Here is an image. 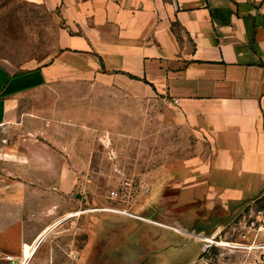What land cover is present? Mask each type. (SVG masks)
I'll return each mask as SVG.
<instances>
[{
	"label": "crops",
	"instance_id": "0c3cea01",
	"mask_svg": "<svg viewBox=\"0 0 264 264\" xmlns=\"http://www.w3.org/2000/svg\"><path fill=\"white\" fill-rule=\"evenodd\" d=\"M30 1L53 17L51 46L34 64L0 62V264H90L88 196L70 200L58 172L92 170L106 139L153 141L155 122L195 151L151 185L157 210L134 215L163 223L149 229L153 264L179 246L174 234L216 236L264 197V0ZM104 218L99 249L121 250L136 233Z\"/></svg>",
	"mask_w": 264,
	"mask_h": 264
},
{
	"label": "rangeland",
	"instance_id": "374dc122",
	"mask_svg": "<svg viewBox=\"0 0 264 264\" xmlns=\"http://www.w3.org/2000/svg\"><path fill=\"white\" fill-rule=\"evenodd\" d=\"M52 18L48 8L30 0H0V62L7 60L18 64H34L35 57L40 59L44 52L50 50L49 26ZM161 132V123L155 122L153 141L145 137L106 139L93 156L92 170L58 172L59 180L74 184L71 192L67 193L70 200L75 199L76 195L88 196L84 198L83 205L84 211L90 212L93 222L90 264L154 263L155 252L149 241V229L162 225L136 219L134 215L145 213L151 216L157 210L155 207L152 208L154 210L146 211L147 192L151 185L168 174H176L179 166L191 159L195 151L194 143L185 135L170 132L167 140L163 139ZM81 205L80 202L75 203L74 207L81 209ZM263 206L264 197L244 205L238 213L223 220V226L216 236L203 235L209 236L207 240L212 242L211 245H207L205 237L201 238L200 235L180 236L162 228L179 239V246L167 249L163 261L171 264L174 258L179 264H264V218L257 215V210ZM98 208L104 211H94ZM81 212L83 210L68 212L65 219ZM98 214L105 217L103 224L108 231L132 227L137 235L132 240H128L130 236L123 237L128 244H124L121 250L111 251L110 246L108 250H100L93 230L94 218ZM70 222L71 219H67L58 224L51 236L54 238L60 234L56 233L57 229L66 227ZM72 226H78L77 217L73 218ZM73 237L75 247H81L80 235L76 239L75 235ZM65 245L62 240L55 244V254L59 259H62Z\"/></svg>",
	"mask_w": 264,
	"mask_h": 264
},
{
	"label": "built area",
	"instance_id": "2783aa9c",
	"mask_svg": "<svg viewBox=\"0 0 264 264\" xmlns=\"http://www.w3.org/2000/svg\"><path fill=\"white\" fill-rule=\"evenodd\" d=\"M254 213H255V212H254ZM257 215H258V217H259V216H260V217L263 216V218H264V206H263V208L257 210ZM205 241L208 243L207 245H211V244H212V242L209 241V240H205ZM235 246H237V245H235ZM7 259L10 260V261H14V258H13L12 256H7ZM20 264H24V263L21 262Z\"/></svg>",
	"mask_w": 264,
	"mask_h": 264
},
{
	"label": "bare ground",
	"instance_id": "6f19581e",
	"mask_svg": "<svg viewBox=\"0 0 264 264\" xmlns=\"http://www.w3.org/2000/svg\"><path fill=\"white\" fill-rule=\"evenodd\" d=\"M137 217H140V218H145V219H149V218H146V217H141V216H137ZM149 220H151V219H149ZM152 221H154V220H152ZM154 222L161 223V222H158V221H154ZM161 224H163V223H161ZM176 228H177V227H176ZM196 236H197V235H196ZM199 237L203 238V237H205V236H203V235H200Z\"/></svg>",
	"mask_w": 264,
	"mask_h": 264
}]
</instances>
